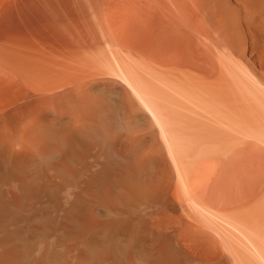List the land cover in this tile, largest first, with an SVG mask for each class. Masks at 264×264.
<instances>
[{"label":"bare ground","instance_id":"obj_1","mask_svg":"<svg viewBox=\"0 0 264 264\" xmlns=\"http://www.w3.org/2000/svg\"><path fill=\"white\" fill-rule=\"evenodd\" d=\"M21 2L0 264H264V0Z\"/></svg>","mask_w":264,"mask_h":264},{"label":"rangeland","instance_id":"obj_2","mask_svg":"<svg viewBox=\"0 0 264 264\" xmlns=\"http://www.w3.org/2000/svg\"><path fill=\"white\" fill-rule=\"evenodd\" d=\"M32 1H35V2H33V5L36 4L35 6L31 5V4H32ZM43 1H45V0H43ZM43 1H42V0H39V1H38V0H37V1H36V0H25V1L22 0V2H21L20 4H22V3H27V4H29L30 6H33V7H31V8H34V7H35V8H36V7L38 8V7H41V6H39V5H40V4L42 5ZM47 1H54V0H47ZM55 1H56V0H55ZM38 2H40V3H38ZM37 5H38V6H37Z\"/></svg>","mask_w":264,"mask_h":264}]
</instances>
